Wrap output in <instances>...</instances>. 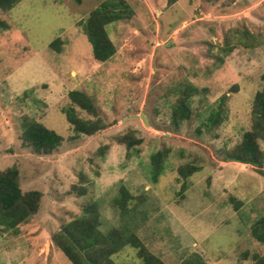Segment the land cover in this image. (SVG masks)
Listing matches in <instances>:
<instances>
[{
    "label": "rangeland",
    "instance_id": "374dc122",
    "mask_svg": "<svg viewBox=\"0 0 264 264\" xmlns=\"http://www.w3.org/2000/svg\"><path fill=\"white\" fill-rule=\"evenodd\" d=\"M124 1L132 14L106 26L115 54L104 63L82 26L104 0L0 9V172L15 168L22 193H40L25 224L0 227V264H70L52 236L92 203L102 232L133 233L164 264H258L252 257L264 258V244L251 226L264 217V176L221 155L250 130L262 87L264 0ZM190 87V117L174 127L172 108ZM74 90L107 126L91 137L74 133L63 113L95 119L70 102ZM216 111L220 123H207ZM23 118L59 134L60 147L44 156L24 146ZM124 135L141 141L128 155L116 141ZM159 151L163 170L153 181L150 157ZM191 167L199 170L183 179L179 169ZM121 187L132 197L125 215L113 207ZM111 260L141 264L129 245Z\"/></svg>",
    "mask_w": 264,
    "mask_h": 264
},
{
    "label": "trees",
    "instance_id": "16d2710c",
    "mask_svg": "<svg viewBox=\"0 0 264 264\" xmlns=\"http://www.w3.org/2000/svg\"><path fill=\"white\" fill-rule=\"evenodd\" d=\"M20 0H0L2 11L11 10ZM132 14L131 9L124 0H104L94 9L82 23L83 32L91 45L94 60L104 63L115 54V47L108 37L106 26L128 18ZM59 40L53 41L50 46L56 47ZM227 54L229 51H226ZM262 87L252 101L250 130L244 132L240 144L229 151L222 153L224 162L239 163L255 168L257 173L264 176V153L259 148V141L264 139V73L261 76ZM197 92L195 89H187L184 95L174 104L171 113V125L178 127L190 117L188 105L189 93ZM226 96H223V99ZM70 102L94 120L80 119L72 107L63 113L66 121L71 125L74 133L91 137L105 129L102 118L98 114L93 101L85 93L74 90L68 93ZM207 123H220L219 111L211 112L206 119ZM22 144L30 148L37 155H50L56 151L63 138L46 128L35 120L23 118L21 123ZM117 144L124 145L128 152L135 150V146L141 141L132 136L124 135L117 140ZM161 152H156L150 157L151 179L156 181L163 170ZM199 169L191 167L187 170L179 169V175L185 179ZM185 190V184L181 192ZM132 197L126 188L119 189V196L114 200L113 207L120 213L128 214V201ZM40 193L31 191L22 193L18 185L17 170L9 168L0 172V227L4 231L16 230L25 224L38 209ZM96 204L92 203L83 208L82 213L74 220L67 223L58 233L52 236V243L64 255L70 264H114L111 257L119 252L125 245L136 250V256L141 264H164L157 256L150 253L140 239L133 233L124 235L119 229H111L107 232L100 230L99 213ZM251 236L259 243L264 244V217L257 220L251 226ZM248 258V253L243 255ZM253 261L264 264V258L258 259L253 255Z\"/></svg>",
    "mask_w": 264,
    "mask_h": 264
},
{
    "label": "water",
    "instance_id": "95a60500",
    "mask_svg": "<svg viewBox=\"0 0 264 264\" xmlns=\"http://www.w3.org/2000/svg\"><path fill=\"white\" fill-rule=\"evenodd\" d=\"M134 118H137V116H134ZM141 119H142L143 122L146 123V119H145L144 115H141Z\"/></svg>",
    "mask_w": 264,
    "mask_h": 264
}]
</instances>
